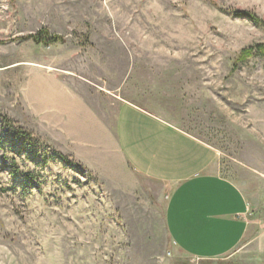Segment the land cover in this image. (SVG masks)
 Here are the masks:
<instances>
[{
	"label": "rangeland",
	"instance_id": "374dc122",
	"mask_svg": "<svg viewBox=\"0 0 264 264\" xmlns=\"http://www.w3.org/2000/svg\"><path fill=\"white\" fill-rule=\"evenodd\" d=\"M43 28L66 42L27 40ZM258 45L264 0H0V264H264ZM121 100L217 150L249 203L233 254L178 251L171 189L118 148Z\"/></svg>",
	"mask_w": 264,
	"mask_h": 264
},
{
	"label": "crops",
	"instance_id": "0c3cea01",
	"mask_svg": "<svg viewBox=\"0 0 264 264\" xmlns=\"http://www.w3.org/2000/svg\"><path fill=\"white\" fill-rule=\"evenodd\" d=\"M116 137L133 172L171 189L164 225L182 255L214 261L236 251L248 234L249 203L221 176L214 147L128 100L118 108Z\"/></svg>",
	"mask_w": 264,
	"mask_h": 264
},
{
	"label": "trees",
	"instance_id": "16d2710c",
	"mask_svg": "<svg viewBox=\"0 0 264 264\" xmlns=\"http://www.w3.org/2000/svg\"><path fill=\"white\" fill-rule=\"evenodd\" d=\"M256 25H260V21L256 18H252ZM27 40H32L38 45L50 47L56 44L65 43V39L59 35H52L47 29L43 28L36 34L30 35ZM253 56H259L264 58V45H258L256 47H250L244 49L240 54V61H245Z\"/></svg>",
	"mask_w": 264,
	"mask_h": 264
}]
</instances>
